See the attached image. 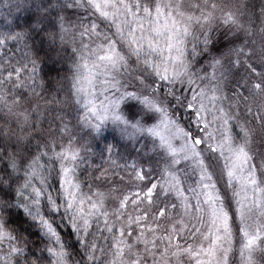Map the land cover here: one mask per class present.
Here are the masks:
<instances>
[{
    "label": "snow or ice",
    "instance_id": "6c2138e0",
    "mask_svg": "<svg viewBox=\"0 0 264 264\" xmlns=\"http://www.w3.org/2000/svg\"><path fill=\"white\" fill-rule=\"evenodd\" d=\"M0 13V264H264V0Z\"/></svg>",
    "mask_w": 264,
    "mask_h": 264
},
{
    "label": "trees",
    "instance_id": "16d2710c",
    "mask_svg": "<svg viewBox=\"0 0 264 264\" xmlns=\"http://www.w3.org/2000/svg\"><path fill=\"white\" fill-rule=\"evenodd\" d=\"M13 16L15 17H19V14L13 12ZM4 13H0V26H3L4 24ZM45 68V74L47 75H51V76H55L56 75V69H57V64L55 63V56H52V59L48 60L44 66ZM105 135L108 136V139L111 141L112 140V135L109 134V132H105ZM118 143V147L120 148L121 151L124 150V144L122 142H117ZM138 147V146H137ZM127 150L129 152H133V148L131 144L127 145Z\"/></svg>",
    "mask_w": 264,
    "mask_h": 264
}]
</instances>
